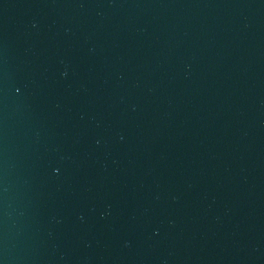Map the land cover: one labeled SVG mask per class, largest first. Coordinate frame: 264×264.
Here are the masks:
<instances>
[{
  "label": "water",
  "instance_id": "1",
  "mask_svg": "<svg viewBox=\"0 0 264 264\" xmlns=\"http://www.w3.org/2000/svg\"><path fill=\"white\" fill-rule=\"evenodd\" d=\"M0 264H264V0H0Z\"/></svg>",
  "mask_w": 264,
  "mask_h": 264
}]
</instances>
